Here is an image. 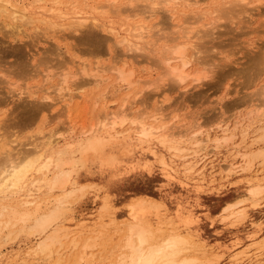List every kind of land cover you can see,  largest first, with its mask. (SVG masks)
Returning a JSON list of instances; mask_svg holds the SVG:
<instances>
[{"label": "bare ground", "instance_id": "obj_1", "mask_svg": "<svg viewBox=\"0 0 264 264\" xmlns=\"http://www.w3.org/2000/svg\"><path fill=\"white\" fill-rule=\"evenodd\" d=\"M206 1L0 0V17L10 19L11 22L6 25L18 33L23 31V26H28L34 31L48 33L50 38H78L88 28L106 32L108 36L105 37V42L109 43V46L107 49H99L98 52H106L111 56L117 49L120 52L117 51L115 61L106 67H102L98 59V67L95 68L97 72L100 69L103 72L112 69L117 74V80L123 83L124 87L121 89L133 88V91H136L141 83L146 84L152 81L149 77L144 79L135 77L134 67H128L131 58L137 59L142 54L138 62L140 64L148 62L150 68H160L159 75L163 76L159 80L164 81L163 77L166 79V84L162 87L168 85L167 88L172 90L183 86L189 79H192L194 85H199L203 79L209 77L208 70L198 66L208 62L203 54L206 51L205 44L200 42L203 36H212L213 30L216 31L218 27H221L218 26L221 21H233L241 13L250 14L248 5L264 3V0H211L210 4L207 1L208 5H206ZM175 13L181 15L175 18ZM162 14L167 16L168 22L164 27L159 25L160 21H155ZM68 30L71 31L66 32ZM113 40L116 45L115 50L112 45ZM60 62L63 66L66 64L64 60ZM120 62H122L121 65H119ZM83 69L84 74H90L86 66ZM93 75L96 78H80L71 86L68 84L69 71L63 74L60 100L66 102L64 108H67L76 97H82L84 88L91 84L100 85L106 80L102 74ZM129 97L130 92L123 97L122 104L119 106L120 110L106 112L108 114L100 116L88 128L85 126L79 129L76 135L67 139L63 145L59 144V141L64 139V128H55L49 133H42L43 136L40 139L36 137L30 139L28 143H19V147L12 145L8 149L3 146L7 149L0 151V227L14 229L7 234L8 238L13 235L17 238L28 232L27 235H36L35 237L39 239L36 249L34 248L36 251L32 250L34 256L36 254L40 257H52L54 253H59L70 234L67 232L69 228H65L63 224V216L68 211L67 208L72 200L80 196L82 189L90 186L89 184L81 186L77 182V177L81 169L88 167L94 157L100 158L108 165H114L122 159L132 158L140 151L147 158L150 155L153 161L160 164L167 182L177 181L180 186H187L194 181L193 187L202 188L208 179L205 170L209 164L213 163V159L207 155L194 159L206 146L218 145L220 136L211 138V135H206L204 138V135L200 138L198 135H193L186 139L184 136L187 130L180 131L177 133L180 135H176L165 126H154L152 123L160 120L163 116L162 112L156 109L154 112L136 109V114L132 115L128 110L135 108L136 102L126 107ZM257 97L260 102L237 121L242 123L248 116L252 118L254 115L255 138H251L252 143L245 145L244 141L249 131L242 130L239 143H244L242 149L245 150L235 147V150L231 151L229 160L225 158L223 163L220 161L221 165L218 163L220 166L216 170L210 171L211 176L227 179L229 182L234 176L238 177L242 172L251 171L255 161L264 156V117H262L264 84ZM42 98L46 102L40 104L38 110L43 113V119H47L45 110L58 101L51 97V93H45ZM57 114L64 115V109ZM152 119L154 121L150 122ZM41 131L40 128L38 133ZM227 132V129H223L222 138L225 141L233 138V135H225ZM131 139L136 141L133 145L129 141ZM190 140L191 144L187 145L186 142ZM150 144L151 147L148 148ZM211 166L214 167V165ZM258 170L255 171L258 172ZM255 171L254 174H256ZM9 199L10 203L4 202ZM103 200L101 206L104 210L103 214L105 212V216L110 215V221L107 222L115 227L117 225L115 210H112L113 206L108 198ZM263 203L264 179H250L247 181L246 192L227 202L221 209L218 219L227 228L236 227L244 222H248L246 226L259 225L260 227L263 221L253 222L249 211L252 207L259 208ZM126 207H128L127 219L125 221L123 219L124 222L115 227L114 232L120 233V239L114 243L116 247L113 248L116 249L117 253H114L117 255L115 259L110 260L109 264H218L223 257L221 244L218 243L216 247L209 249L206 241L199 237L197 230L179 225L178 219L171 214V208L163 195L159 198L140 195ZM104 223L106 222H103L102 226L107 225ZM95 227L97 226L93 229ZM87 230L86 232H89ZM96 230H93L96 236H91L90 233L85 240L83 238L84 242L80 239L76 240L74 238L76 234L71 237L74 238L70 243L73 247L82 242L81 248H84L81 259L74 262L75 264H81L84 261L88 248L102 246L101 241L104 237L106 240L114 235L112 233L109 234L110 236L107 235L106 230L103 231L101 228ZM81 231L83 230H80V233ZM251 231L247 233V238L253 236L254 231ZM80 233L78 232V237ZM231 247L233 248L234 245ZM103 248L105 249L104 246L102 250ZM241 253H233L228 264H249L253 260L251 257H246L248 254ZM59 257L57 261H63V256Z\"/></svg>", "mask_w": 264, "mask_h": 264}, {"label": "rangeland", "instance_id": "obj_2", "mask_svg": "<svg viewBox=\"0 0 264 264\" xmlns=\"http://www.w3.org/2000/svg\"><path fill=\"white\" fill-rule=\"evenodd\" d=\"M207 1L210 4L211 0ZM207 1L206 5H208ZM253 6L255 10H252ZM248 8L250 14L241 13L233 21H221L218 25L221 27H218L216 31L213 30L215 34L201 38L200 42L205 44L206 48L203 52L204 58L208 62L198 66L207 69L209 77L203 79L199 85H194L192 79H189L183 86L172 90L167 88L168 85L162 87L166 84V79L163 77L164 79H161L164 81L159 80L163 76L159 75L160 68H150L148 62L145 64L138 62L143 56L138 53L139 51L137 53L141 55L137 59L131 58L128 67H134L135 77L143 79L149 77L153 83L152 81L146 84L141 83L136 91H133V88L121 89L124 86L117 80L115 71L111 69L103 72L100 69L97 72L95 68L98 67V59L101 61V66L106 67L115 61L117 51L120 52L117 49L113 51L112 56L106 52H98L99 49H107L109 46V43L105 42V37L108 36L106 32L88 28L78 38H72L69 35V38H50L48 33L34 31L28 26H23V31L18 33L12 27H8L10 19L0 17V143H2L0 151L9 149L12 145L19 147V143H28L32 138L40 139L43 134L55 128H64V139L59 141V144L63 145L67 139L75 136L79 129L85 126L88 128L100 116L120 110L122 99L129 92L130 97L126 107L136 102V107L128 110L132 115L136 114V109L147 112H154L156 109L161 111L163 116L159 121L152 123L154 126H165L176 135H180L177 134L180 131L187 130L184 136L186 139L193 135H198L200 138L204 135V138L206 135H211V138L219 135L221 138L218 145L206 146L194 159L197 160L202 155L213 159V163L209 164L205 170L208 179L202 188L198 189L193 187L194 181L187 185L188 187L180 186L177 181L167 182L160 164L153 161L150 155L148 159L140 151L132 158L122 159L114 165H108L100 158L94 157L88 167L81 169L77 177V182L81 186L89 184L93 188L86 186L82 189L81 197L73 199L68 206L62 221L65 228H69L67 232L70 234L59 253H54L52 257L46 256L47 258L36 254L34 256L32 250L36 249L39 240L35 237L36 235H27L28 232H26L17 238L13 235L9 239L7 234L14 229L0 227L2 230L0 231V264H75L74 262L81 259L84 248H81L82 242L73 247L70 244L72 239L83 241V238L85 240L90 233L91 236H96L97 228L106 230L107 235L111 233L114 235L106 240L104 237L101 241L102 246L88 248L81 264H109L110 260L115 259L117 255L116 249H113L116 247L114 243L120 239V233H114L115 227L120 226L127 219L126 205L128 206L140 195L153 198L163 195L171 208V214L176 216L181 227L197 230L199 237L206 241L209 249L216 247L218 243L221 244L223 257L218 264H228L230 256L236 252L248 254L244 256L253 259L249 264H264V203L259 208L252 207L249 211L253 222L263 221L260 227L259 225L246 226L248 222H244L236 227L227 228L218 219L221 209L227 202L246 192L248 180L264 179V156L255 161L251 171L242 172L229 182L227 179H220L209 174L211 170H216L225 158L226 160L231 158V151L235 150V147L244 148V143H239L242 130L249 131L244 141L245 145L252 143L251 138L256 136L253 132L254 115L252 118L248 116L242 123L237 122L260 102L257 96L264 84V3L248 5ZM175 14V18L181 15ZM166 17L162 14L155 21H160L159 25L164 27L168 24ZM204 28L207 29V27ZM69 31L71 30L66 32ZM112 45L115 50L114 40ZM63 60L66 63L64 66L60 62ZM84 66L90 74H84ZM66 71H69L68 84L71 86L80 78H96L93 75L95 73L102 74L106 80L100 85L87 86L82 91L84 97H76L67 108H64L66 102L60 100L62 98L60 92L63 85L62 76ZM65 85L64 83V87ZM45 93H51V97L58 101L45 110L48 121L43 119V113L38 110L39 105L46 102L42 98ZM136 93L138 95H135ZM63 109L64 115H58L57 113ZM40 128L42 131L39 134ZM223 129L228 130L225 135H233V138L225 141L222 138ZM129 141L132 145L136 142L133 139ZM191 142V140L187 141L186 144L190 145ZM3 146L7 148L4 149ZM150 147L151 144L148 148ZM211 165L214 167L212 168ZM257 169H259L258 172L255 171ZM81 186L78 185L79 188ZM103 198H108L113 206L112 210H115V224H117L115 227L107 222L110 221V215L107 214L108 218L105 212L103 214L104 210L101 208ZM10 199L4 202L10 203ZM100 213L104 217H101ZM103 222L107 225L102 226ZM92 225L97 227L93 229ZM87 229L89 232H86ZM80 230L83 231L80 233ZM250 231H254V234L247 238V233ZM73 235H75L74 238H71ZM103 246L104 250H102ZM59 256H63V261H57Z\"/></svg>", "mask_w": 264, "mask_h": 264}]
</instances>
